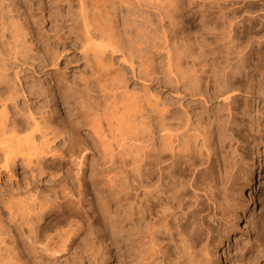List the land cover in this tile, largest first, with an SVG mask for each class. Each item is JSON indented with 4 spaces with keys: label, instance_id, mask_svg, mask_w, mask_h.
<instances>
[{
    "label": "bare ground",
    "instance_id": "6f19581e",
    "mask_svg": "<svg viewBox=\"0 0 264 264\" xmlns=\"http://www.w3.org/2000/svg\"><path fill=\"white\" fill-rule=\"evenodd\" d=\"M66 1V13L72 18L64 34L67 37L74 34L89 63L88 78L81 89H72L73 100L66 101L74 111L75 124L86 127V134L92 136L88 137L90 141L94 139L100 146L97 169L108 175L112 186L106 193L114 203L112 240L115 245L124 242L125 264H220L221 249L229 264H264V174L254 155L256 150L259 153L260 146L264 149V127L252 116V109L257 117L264 114V94H255V75L248 76L254 70L250 66L253 63L251 47H242L243 51L237 48L240 51L235 56L236 61L234 57L233 60L225 57L219 65L196 54L199 60L190 59L188 66L183 63L188 56L181 57L182 52L178 54L177 47L171 55L164 42L165 75L158 76L150 59L152 45H147L154 42L156 36L165 39L162 22L167 18L172 23V16L183 8L181 0ZM72 1L76 2L74 11ZM202 1H206L205 5H197L208 7L209 13L215 9L216 20L212 25L217 29L228 28L224 29L226 34L235 30L248 33L264 30V0ZM22 2L24 0H9L8 6L14 9L10 8L7 13H13L7 16L4 9H0V154L3 161L0 168L10 171L17 163V157L12 155L15 145L20 147L23 143L34 148L42 144L45 149L35 154L39 171L44 169L42 163L47 161L45 155L49 152L53 153L48 159L59 164L60 159L68 155L75 161L74 178L81 191L88 140L73 135L57 106L54 112L58 115L51 118L49 112L43 115L34 108H21L16 102L17 97L25 93L18 76L20 67L32 62L40 53L38 39L25 11L14 14ZM59 25L53 34L64 29ZM261 32L262 36L264 32ZM63 41H50L47 37L42 56L46 54L45 59L51 64L57 63ZM231 49L229 53H233ZM116 52L120 53V62L129 64L133 78L147 83L141 84V94L135 92L136 85L129 90L122 69L113 67V58L108 53ZM134 58L137 66H134ZM210 65L217 67L213 69L217 74L212 69L215 74H208ZM244 73L248 78L242 77ZM157 80L160 84L153 86ZM152 87L154 91H150ZM49 92L53 97L57 94ZM243 92L248 95L241 99ZM199 99L203 106L201 104L202 111L197 112ZM254 124L256 130L252 127ZM36 134H40L39 138ZM58 134L62 135L63 143L71 141V148L51 149L49 143ZM29 158L20 157L22 161H31ZM86 202L92 215H96L92 219L87 214L88 224L84 217L86 226L80 214L66 210L65 201L53 206L40 200L38 194H32L28 202H13L17 209L14 207V212L10 209L12 213L17 211L14 216L18 226L27 227L26 235L22 232L18 235L22 237L18 238L20 261H23L20 264H38L41 253L64 249L67 241L75 239L79 229L82 233L77 237L94 235V230L101 225L99 215L93 201L86 198ZM53 208L60 215L52 222L41 224ZM240 219L247 228L253 229L252 241L240 240L244 231L238 226ZM0 225L3 227L2 222ZM231 241L234 254L229 250Z\"/></svg>",
    "mask_w": 264,
    "mask_h": 264
},
{
    "label": "rangeland",
    "instance_id": "374dc122",
    "mask_svg": "<svg viewBox=\"0 0 264 264\" xmlns=\"http://www.w3.org/2000/svg\"><path fill=\"white\" fill-rule=\"evenodd\" d=\"M1 1L2 2L5 1L4 3L6 4L2 3ZM7 1L9 2V0H0V9L1 8L2 10L4 9L3 12L6 13L5 14L6 16L13 13V12L7 13V11L10 8L14 9L8 6ZM197 1L198 0H194V1L181 0V5L184 3L182 6L183 8L178 9L175 12L174 16H172V23H169V20L167 18H164V21L162 22L163 27L165 29V33H164L165 39L156 36L155 41L147 45L148 47L149 45L150 46L152 45L150 47V50L153 51L150 59H151V64L154 65L155 69H157V72L155 71L157 75L158 76L165 75L163 72L166 69V59H165L166 56L164 54L166 53L165 52L166 50L162 48L164 42L168 45L166 49L169 50L170 54L172 53L171 55L175 54L174 52L176 51L174 49L176 47L178 48L177 51L178 54L180 51L182 52L181 53L182 55L180 54L181 57H184L186 59L187 57L185 55H187L188 58L186 60L183 58L185 60L183 63L185 65L188 64V66L190 64L189 62L190 59L194 58L196 54L201 55V57H199L200 55H198V58L203 57L204 58V59L202 58L203 60H208L207 62L213 61L214 65L216 64L219 65L220 62L224 61L221 59H225V57L228 60L231 59L233 60L234 57V60L236 61L237 57L235 58V56L238 55L237 52L239 49L243 51L242 47H246L247 49L251 47L252 53L250 54V58H251L250 61L253 62L254 64L250 63V66L251 69L254 67V70L250 69L252 72L250 71L251 73L248 76H251V74L255 75V77H253L254 75L251 76L256 80L253 81L255 83L254 86L255 94L257 93H259L260 95L261 93L264 94V59H263L264 57H262L264 56V39H263L264 33H262L264 32V30H259V31L250 30L249 33L248 31L241 32L239 30H235L236 34L238 33L237 35L235 34L234 31L233 33H230L228 31L229 33L227 34L230 35L232 34L231 36L229 35L230 37H228V35L225 33L227 32L226 30H228V28L221 29V27H218L217 29L213 27L214 25H212L213 21L216 20L213 14L216 13L215 12L216 10L211 9L212 11H210V13H212L213 15L211 14L210 17L208 7L197 5L201 3L204 4L206 1L205 0H204L205 2L203 1L200 2L201 0H199L198 2ZM72 3H73V11H74V5L76 4V2L72 1ZM1 6H5L6 8L5 7L3 8ZM18 6L19 5H17V7ZM203 8L205 10L207 9V11L206 12L205 10L203 11ZM17 10L19 12L18 11L16 13L14 12L15 15L18 13L21 14L23 10L25 11V15L29 19V23L33 28L34 36L36 39H38L37 46L41 54L39 53L40 55L38 54V56H36V58L32 62H29L27 65H24L23 68L20 67L22 70L21 72L18 73V76L20 83L24 87L25 93L23 94V96L19 95L16 99V102L21 108L24 109L34 108L33 110H37L38 112H43V115H47V112H49L48 115H50L51 118L56 117L58 115L54 112V110L58 108L59 110L58 109L57 110L59 111V114L64 116L73 135L78 138L85 137L88 140L89 149L86 151V158L84 160V164L82 165L81 172L83 174V178H82L83 186L80 187L82 189L81 192L78 190L77 182L74 178V173L76 170L75 161L71 160L68 157V155H66L64 160L60 159L61 164H59L57 161L52 162L51 159H48L51 156V153H53V152H49L48 154L45 155L47 161L45 163H42V166L44 165L43 166L44 169L40 172L39 166L35 161V157H36L35 154L41 152V150L45 149V147L42 144H39L34 148L33 147L29 148L26 146V144L23 143L20 145V147H17L15 145L14 147L15 149H13L12 155H15L17 157V163L16 164L14 163V165L11 166L12 168L9 169L10 171L8 170L4 171L3 169L0 168L1 169L0 170L1 171L0 223L2 222V226H3L1 227L0 225V229L2 228L5 231L3 232L2 229H1L2 231L0 230L1 234L3 232V234L0 235V237L2 236L4 237V238H0L1 239L0 247H2V245L4 244L3 247L0 248L2 249L0 250V264H13L12 262H14L15 264L17 263L20 264V262H23L20 261V257L22 253L20 251L21 248H20V240H19L20 238L22 239V237L20 236L19 238L18 235H20L21 232L22 234L26 235L27 227L22 225L21 226L22 229H21L17 224L18 222L16 221L17 218L15 219L14 216V214L15 215L17 214L16 213L17 211L15 213L12 212L15 211L14 207H16L17 201L19 202V200H24L25 202H28L29 195L32 194L33 195L38 194V198L40 200H44L47 202V204H52L53 206H58L59 202L65 201V206H66L65 208H67L66 210L78 215L80 214L85 226H86V221L88 224V221L90 220L87 218L88 217L87 214H90L92 219L96 217V215H92L91 208L87 207L86 198H90L97 209L99 215V221L101 224L97 226V231L93 229L95 234H97V237L95 234L87 235V238L83 236L84 234L77 237L78 233L79 234L82 233L81 229H79L74 235L76 236L75 239L71 241H67L66 242L67 246L64 247V249H60L57 252L46 251L41 253L39 255L38 264H125L126 252H125L124 242H120L119 245L118 244L115 245L114 241L112 240L111 219L114 214L113 212L114 203L110 195L106 196V193H109L111 191L112 186L110 180L108 179V175L101 173L97 169L101 155L100 146L94 139L90 141L88 137L91 135L86 134V129H85L86 127L75 124L74 111L72 110L70 105L67 104L66 101V100L69 101L73 100L72 89L74 87L81 89L84 80L88 78V74H89V63L86 62L84 59V56L81 51V47L78 44V40H75V36L73 33H70L69 37H67V35L64 34V31H66L67 29L65 26L71 23L70 18H72L70 14L66 13V11L68 10V2L66 0H24V2H22L21 4V7L19 6ZM178 11H180L181 13L179 14ZM203 12L206 14H204ZM41 14L43 15V17ZM152 18L156 19V17H152ZM59 24L63 25L64 29L60 30L58 33L53 34L54 29L60 27ZM75 25L76 24L74 23V26ZM237 31L241 32L242 34ZM250 32H252L253 34L252 38H250L251 37ZM259 32L262 33V36ZM256 33L257 34L259 33L260 35L257 36ZM248 34H250V36H248ZM47 37H49L50 41L56 40L58 42L61 39L64 40L63 42H61L60 45L61 52L56 64H51L49 59H45L47 58L46 54L45 56H42L43 52L45 51L44 45L46 43ZM231 37L232 39L235 37L234 41L231 39ZM249 41L252 42L250 43ZM257 41L259 42V44ZM260 42H262V44H260ZM227 48H229V50ZM230 49L233 51V53H229L231 52ZM170 50L173 52H171ZM225 50H227L228 53ZM183 51L186 54H184ZM251 51H247V53ZM119 54H120L119 52H116L115 54H111V55L108 53V56H111V58H113L112 59V63L114 64L113 67L115 68L119 67L122 69L121 73L125 77H127V80L129 82L128 83L129 90H131L130 88H135L136 85L135 90L137 88L138 90L136 91L134 89L133 90L135 92H138L141 89L142 92L141 84H147V83L137 78H133V75L130 72V69L128 68L129 64L120 62ZM223 54L224 57L222 56ZM229 54L230 55L234 54V55L230 56ZM215 56L217 58H220V60H216L217 58ZM220 56H222L223 58H221ZM198 58H196V60H199ZM208 58L211 59L215 58V61L213 59L209 60ZM121 61H123V59ZM133 63L134 66L138 65L136 58H134ZM135 63L137 64L135 65ZM184 64L182 66H185ZM214 65L209 66L208 72L211 71L212 73L210 72L208 74L211 75L215 73L217 74L218 71L213 70V69L217 70V67L215 68ZM256 66H258L257 67L258 69L256 68ZM210 69H212L215 73ZM245 74L246 73H244L242 77L243 78L245 77L246 79L248 78V76ZM15 83H16L15 85H17V81H15ZM159 84L160 83L158 82V80L153 82V86L157 87ZM154 90L155 88H153V90L150 89V91H154ZM49 91H52L55 94L57 93L56 96L59 99H57L56 96L53 97L52 95H50ZM138 93H140V91ZM243 93L240 96L241 99L243 96L248 95V94L246 95L245 92ZM58 101L59 102L62 101L61 102L62 104L59 103ZM200 102H202V100L200 99L197 100L196 102L197 112L202 111L201 106H203V103ZM258 106L261 107V104ZM253 115H254V119L257 118L258 121L261 123V126L264 127V114L261 117H257V115L254 114V111L252 109V116ZM244 118L246 119L248 117L245 116ZM256 121L257 120H255V123ZM252 127L254 130H256L255 128H257L256 124H254ZM39 135L40 134L38 135L36 134V137L39 138L38 137ZM61 138L62 135L58 134L54 139H52V141H50L49 145L51 149L54 150L58 149V151H62V150L66 151L69 148H71V141L69 142L67 141L63 143L61 141ZM261 147L262 146H260L258 149L259 153H257L256 150L255 151L256 153H254V155L256 160L258 161L257 164L260 166L259 168L261 170V173L264 174V153H263L264 149L263 147L262 148ZM20 157H26V158L30 157L29 159H31V161H22ZM2 162H3L2 156L0 154V167L2 165ZM79 176L81 177V174ZM263 181H264V175H263ZM13 202L16 203L15 206ZM10 208H12L13 210L12 212ZM54 210L55 209L53 208V211L48 213L44 217V219L40 221V223L44 224L47 222H52L55 217L60 215V212ZM256 212H258V209L256 210ZM237 223L239 227L244 229L243 235L240 240L246 238L252 241V239H254L253 234L255 233L253 232V229H251V226L247 228L244 225V222H242V219H240L239 221L237 220ZM4 228L5 229L7 228V230H5ZM18 230L20 232H18ZM6 232L8 233L6 234ZM103 232L106 233L105 236L102 235ZM232 242L233 241L230 242L229 250L230 252L233 253L234 245L231 244ZM11 243L13 244L14 247L12 246ZM15 246L20 249L18 248L16 249ZM117 247L119 249H117ZM227 249L228 247H226V251ZM222 252L223 249L220 250V255H219L220 264H229L228 261L225 260L224 254ZM15 254L17 255V257ZM18 254L21 255L19 256ZM12 256L14 257L12 258ZM16 258L18 259V261H16ZM13 259L15 260L13 261Z\"/></svg>",
    "mask_w": 264,
    "mask_h": 264
}]
</instances>
